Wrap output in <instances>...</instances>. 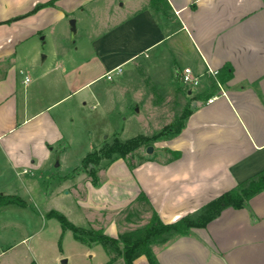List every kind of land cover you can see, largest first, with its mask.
Returning a JSON list of instances; mask_svg holds the SVG:
<instances>
[{"label": "crops", "instance_id": "obj_1", "mask_svg": "<svg viewBox=\"0 0 264 264\" xmlns=\"http://www.w3.org/2000/svg\"><path fill=\"white\" fill-rule=\"evenodd\" d=\"M48 1L0 0V167L24 168L20 173L26 174L31 172L29 166L49 168L57 161L60 167L68 155L80 161L93 152L97 142L80 157L73 152L71 121L65 110L56 109L81 94L72 105L74 111L81 113L92 104L109 119L103 97L92 87L145 53L168 58L175 82L182 83L185 68L201 77L199 87L188 90L191 114L181 134L159 141L158 155L133 170L123 159L112 162L98 187L90 181L84 184L83 198L67 191L76 200L73 215L83 228L103 229L118 239L121 233L114 216L94 228L89 213L106 218L107 213L139 207L142 192L164 223H174L264 172V0H58L57 7L30 14ZM95 3L114 16L101 29L104 33H97L98 47L78 58L69 54L68 36L62 33L58 36L63 38L64 58L57 54L54 66L37 70L34 57L48 39L44 32L60 22H68L71 32L72 15ZM100 13L90 20L97 24ZM86 19L82 17L81 23ZM75 21L76 34L71 32L69 38L73 42L79 33V19ZM98 28L93 27V34ZM209 70L219 72L225 96ZM31 72L37 73L34 80ZM42 82L55 88L39 92L37 98L32 94ZM66 83L71 90L59 97L57 92ZM52 92L54 99L43 105V95ZM214 95L219 98L207 105ZM175 152L180 153L178 159ZM166 154L172 158L166 159ZM76 243L78 253L90 261L85 264H124L122 258L110 262L112 257L101 245ZM153 249L159 264H264V191L246 208H227L207 227L194 228ZM134 264L150 263L140 256Z\"/></svg>", "mask_w": 264, "mask_h": 264}, {"label": "rangeland", "instance_id": "obj_2", "mask_svg": "<svg viewBox=\"0 0 264 264\" xmlns=\"http://www.w3.org/2000/svg\"><path fill=\"white\" fill-rule=\"evenodd\" d=\"M92 5L84 13L81 10L76 11L71 17L74 20L79 19V33L75 42L69 40L72 34L68 22H60L53 29L49 28L44 32L48 34V39L41 44V53L34 57L39 65L37 70L54 66L53 59L57 54L60 59L64 58L61 57L64 49L60 47L63 38L58 36L62 33L68 36L65 44L69 54L76 53L78 58H86V55L94 51L93 47H98L97 33L103 34L104 31L101 29H104L109 19L114 16L109 15L103 5L96 3ZM99 10L101 18L95 24L90 17L99 16L95 14ZM82 17L87 18L86 24L81 23ZM93 27H99L94 34ZM77 48L79 51H76ZM143 55L131 65L121 66V77L116 76L113 81L104 77L92 87L97 95L103 97L109 119H104L101 107L93 108L92 104L81 113L74 111L72 105L74 101L82 98L81 94L62 101L56 109L65 110L67 118L71 121L70 131L74 133L71 137L74 138L72 150L75 154H80L79 157L96 142L98 145L93 151H99L112 143L116 134H119L122 141L139 139L141 142L126 160L127 164L133 162L134 165H138L159 154L160 140H153L155 136L169 126L174 130L178 129L192 104L188 88L183 83L171 79L168 58L146 57L145 53ZM43 56H48V59L42 61ZM30 74L33 80L37 77L36 72ZM34 83L37 85L39 81H33L32 84ZM40 85L42 87L38 86L37 92L32 94L37 98L39 92L46 94L47 88L51 90L55 88L49 82H42ZM70 90L66 83L59 88L57 94L61 97ZM43 97L44 105L54 99L55 92ZM69 108H72V111H69ZM110 128L112 130L108 131ZM148 147H153L150 154L147 153ZM68 156L67 162L59 165L60 167L56 166L57 161L49 168L29 166L27 169L31 172L26 174L20 173L24 168L0 167V195L19 196L27 204L25 208L10 205L0 210V264H31L34 259L39 264H61L59 257H62V260L66 259L69 264L90 262L76 250L77 243L72 232L67 231L63 234L60 223L56 219L46 218V214L57 210L65 214L75 225L83 227V223L76 218V213L73 215L77 209L76 200L73 196H68L67 191L77 198H83L84 184L94 180L100 183L110 160L102 159L93 166L88 165L86 157L77 161L78 156ZM165 157L169 160L172 155L166 154ZM76 175L81 176L79 180L75 179ZM107 216L116 218L120 233L124 234L144 229L150 221L151 212L147 211L144 203H141L139 207L134 206L117 214L107 213L106 218L98 213H89L87 219H90V226L96 228L103 226L104 219L106 221L109 219ZM60 240L63 251L59 247Z\"/></svg>", "mask_w": 264, "mask_h": 264}, {"label": "trees", "instance_id": "obj_3", "mask_svg": "<svg viewBox=\"0 0 264 264\" xmlns=\"http://www.w3.org/2000/svg\"><path fill=\"white\" fill-rule=\"evenodd\" d=\"M57 1L58 0H51L44 4L37 5L30 14L36 13L38 10L43 8L55 7ZM231 76L232 74L228 73L227 77L230 78ZM220 81L224 83L221 77ZM190 114L191 110L188 109L183 116L178 129L174 130L172 126L166 127L163 132L155 136L153 140L157 141L161 140L165 136L181 134L184 129L185 120L190 116ZM140 144L141 142L139 139L122 141L119 134H116L112 143L107 144L99 151L89 153L85 160L88 165L91 164L93 166L98 164L102 159L110 160L109 164L119 159L126 161L127 156L136 150ZM173 154L174 159H178L180 157V153L178 152ZM128 166L131 170H133L137 165L130 162ZM92 183L95 187H98L100 184L97 180H94ZM262 191H264V172L247 183L241 184L235 189L212 200L204 206L200 212L184 216L177 222L170 224H166L160 219L146 194L142 192L137 201L139 203H144L147 210L151 212L150 221L144 229L120 234L118 239L106 235L103 229L96 230L93 228L86 229L79 227L72 223L65 214L57 210L50 211L46 214V218L56 219L61 225L63 234L67 231H71L74 239L82 244L87 246H91L93 244L101 245L106 253L112 257L110 262L115 261L117 258H122L124 260V264H134L137 258L140 256H146L150 264H159L153 249L154 246H165L178 237L190 234L194 228L207 227L210 222L216 219L222 211L227 208H246L249 201ZM10 205H15L21 208H25L27 206L25 201L19 196L1 194L0 210L2 207ZM61 245L62 243L60 240V249ZM31 264L36 263L32 262Z\"/></svg>", "mask_w": 264, "mask_h": 264}, {"label": "built area", "instance_id": "obj_4", "mask_svg": "<svg viewBox=\"0 0 264 264\" xmlns=\"http://www.w3.org/2000/svg\"><path fill=\"white\" fill-rule=\"evenodd\" d=\"M209 74H211L215 78V83L219 90L221 91V96H225L226 92L224 91L223 84L217 79L218 78V71L214 70H209ZM122 75V69L119 67L105 75V77L108 80L113 81L116 76H121ZM180 79L182 83L188 88V90L193 91L194 89L198 88L201 82V77H198L194 75L193 71L190 68H185L181 74H180ZM26 81L28 82L29 79L27 78ZM217 98H219L218 95H214L210 97L207 101L206 104L209 105L213 103Z\"/></svg>", "mask_w": 264, "mask_h": 264}, {"label": "water", "instance_id": "obj_5", "mask_svg": "<svg viewBox=\"0 0 264 264\" xmlns=\"http://www.w3.org/2000/svg\"><path fill=\"white\" fill-rule=\"evenodd\" d=\"M70 26H71V32L73 33V35L76 34V21L74 19L70 20ZM153 152V147H148L147 149V153H152ZM61 264H67V260L64 259L62 260Z\"/></svg>", "mask_w": 264, "mask_h": 264}]
</instances>
